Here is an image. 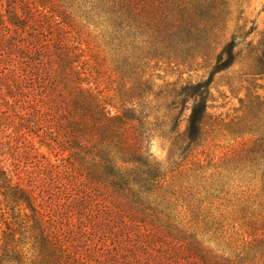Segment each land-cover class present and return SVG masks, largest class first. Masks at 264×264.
I'll list each match as a JSON object with an SVG mask.
<instances>
[{"label": "rangeland", "instance_id": "rangeland-1", "mask_svg": "<svg viewBox=\"0 0 264 264\" xmlns=\"http://www.w3.org/2000/svg\"><path fill=\"white\" fill-rule=\"evenodd\" d=\"M17 1L21 2L20 7L22 3L30 6L28 0ZM37 2L44 1L34 0ZM219 2L220 11L213 15L198 13L192 17V25L208 23L215 43L207 58L194 59L175 58L171 54L164 57L155 39L144 30L134 35L125 28H117L132 27L131 18L136 21L134 27H152L141 15L130 17L121 8L94 10L95 3L86 0H51L49 7L65 24L60 28L47 27L44 19H31L28 30H35L32 38L46 34L52 43L74 28L84 53L74 56L73 51H68L72 59L61 62L52 57L55 65L48 68L51 71L47 72V89L49 95L59 97L44 92L38 106L55 115H43L44 131L36 135L27 130L25 133L18 125V116L24 114L21 109L34 100L35 85L27 82L25 66L15 53L5 51L8 45L0 37V163L32 192L51 219V230L73 252L85 257L88 264H203L193 255L195 246L204 248L210 264H231L235 253L245 246L242 243H250L239 231L248 217L261 225L257 237L264 235V193L260 179L250 174L245 154L254 142L264 150V0ZM109 34L124 42H134L122 46L123 59L135 68L132 72L125 69L126 90L137 87L139 78L141 82L154 83L152 93L142 101L148 121L157 126L141 135V147L157 166L149 175L151 184L160 181L162 187L151 185L150 195H163L166 201L170 200L176 223L186 224L191 236L203 242L200 245L189 236H179L165 219H146L150 222L143 225L136 224V219L120 218L123 209L114 207L116 188L98 175L90 182L83 177V183L77 184L70 168L68 175L62 168L61 159L66 158L67 152H60L59 137L66 131L55 126L56 120L65 123L59 116L62 99L81 94L77 75L67 72L68 67L74 66L78 72L83 69L87 81L82 88L100 94L108 103L110 114L130 107L136 95L128 93L132 101L121 103L118 99L123 83L116 71V57L108 46ZM20 37L25 39L26 34L21 33ZM225 47L231 48L233 56L228 64ZM73 62L79 65L68 64ZM66 65L62 75L60 71ZM11 71L14 79L16 74L25 79L20 90L10 83ZM10 89L17 98H10ZM203 102L206 117L202 138L199 140L189 131L187 137L179 140L193 107ZM137 134L136 129L131 131L132 136L125 133L127 139L132 138V145L123 152L124 158L134 152ZM233 164L244 170V177L230 171ZM90 189L93 191L88 193ZM92 193L91 199H82ZM82 201L87 203L82 205ZM236 208L245 210L247 218H235ZM129 216L127 210L125 217Z\"/></svg>", "mask_w": 264, "mask_h": 264}, {"label": "trees", "instance_id": "trees-1", "mask_svg": "<svg viewBox=\"0 0 264 264\" xmlns=\"http://www.w3.org/2000/svg\"><path fill=\"white\" fill-rule=\"evenodd\" d=\"M43 1V3L37 2L36 4L34 0H28L30 6L22 3L20 7L21 2L17 0H0V37L8 45L5 51L15 53L19 63L25 66L24 72L28 75L27 82H30L31 86L35 85L33 89L35 97L32 104L21 109L24 114L18 116L21 120L18 125L24 128L25 133L27 130L30 135L44 131L43 115H55L54 112L43 111L38 106L39 102L44 99L45 91L48 96L59 97L55 94L49 95L47 89L49 77L47 72L51 71L48 68L50 64L55 65L52 57L61 62V59H72L68 51H73L74 56L84 53L78 39V31L74 28L52 43L47 39L46 34H38L36 39L32 38L35 30L32 27L28 30V22L31 19L42 18L47 27L60 28L65 24L54 15L49 7L51 0ZM86 1L95 3L94 10L106 8L108 11L121 8L130 17L143 16L146 23L152 27H134L136 21L131 18L129 22L132 27L117 28H125L134 35L144 30L147 35L155 39L163 50L164 57H170L171 54L175 58H207L215 45L212 38L213 33L207 27L208 23L198 22L192 25V17L198 13L213 15L220 11L217 7V4L221 3L219 0ZM17 10L20 11L19 14L16 13ZM66 15L70 18L68 14ZM11 33L14 36H11ZM21 33L26 34L25 39L20 37ZM108 39L110 41L108 46L118 64L116 71H118L119 80L123 83L122 89L117 93L118 99L121 103L133 101L130 107H123L121 113L110 114L109 105L100 94L86 87L82 88L87 81L83 69L78 72L76 67H68L67 72L77 75V88L81 94L72 97L70 95L66 100L62 99L63 108L60 109L59 116L64 118L65 123L59 124L56 120L55 126H62L63 131H66L59 137L60 152H67L66 158L61 159L62 168L65 169L67 175V170L70 168L77 184L83 183V177L86 182H90V178L98 175L110 187L116 188L118 193L114 207L123 209L120 218L136 219V224L143 225L150 222L146 219L153 221L155 218L159 222L165 219L164 222L168 227L173 230L175 228L179 236L182 238L189 236L200 245L203 242H199L196 236H191L193 233L186 224L176 223L175 210L172 209L173 205L170 200L166 201L163 195H150L151 185L157 188L162 187L160 181L151 184L149 175L157 169V166L146 157L141 147V135L148 134L157 126L148 121L142 101L145 96L152 93L154 83L141 82L139 78L137 87L126 90L125 69L129 68L132 72L135 68L123 59L122 46L127 43L134 45V42L133 40L124 42L112 34L108 35ZM1 47L4 48L2 43ZM223 53L226 58L225 64L230 63L233 59L231 48L225 47ZM68 64L79 65V62ZM66 68L67 65L61 69L62 75ZM13 73L14 71L10 72V83L20 90V85L25 79H21V76L16 74L15 80ZM128 93L136 95L131 100ZM9 96L11 99L17 98L11 89ZM32 106L34 107L30 109ZM205 117L204 102L196 104L190 113L185 133L179 136V140L187 137L189 131L194 132L200 140ZM133 129L138 131L135 136L136 146L133 144L134 152L132 155L127 154L128 156L124 158L123 152L129 151L132 145V138L127 139L125 133L129 132L131 135ZM253 145L251 150L245 153L248 156L247 166L250 174L260 179L261 191L264 193V150H260V146ZM230 171L244 177V170L237 165L233 164ZM92 191L93 189H90L88 193ZM92 195L93 193L82 199L86 201L91 199ZM85 201L81 202L82 205L87 203ZM127 210L130 212L129 217H125ZM244 212L245 210L236 208L235 218L246 219L247 214ZM50 222L51 219L44 214L32 192L24 188L20 180L15 179V176L0 163V264H88L85 257L77 251L73 252L51 230ZM152 231L149 229V232L154 235ZM239 231H243L242 238H247L250 243L246 245L242 241L245 246L237 254L235 253L231 264H264V235L261 234V239L257 237L261 233V225L248 217V221L239 227ZM193 255L199 262L210 264L207 260L208 254L201 246H195ZM215 259L227 260L222 256H215Z\"/></svg>", "mask_w": 264, "mask_h": 264}]
</instances>
